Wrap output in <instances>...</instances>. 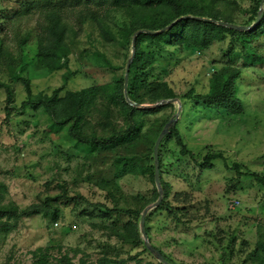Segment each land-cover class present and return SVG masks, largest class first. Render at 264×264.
Listing matches in <instances>:
<instances>
[{"label":"rangeland","instance_id":"rangeland-1","mask_svg":"<svg viewBox=\"0 0 264 264\" xmlns=\"http://www.w3.org/2000/svg\"><path fill=\"white\" fill-rule=\"evenodd\" d=\"M260 2L0 0V264H159L138 223L157 199L153 144L177 111L176 103L156 104L171 99L180 104L171 130L192 157L180 156L173 133L162 139L161 202L143 225L149 245L174 264H264V184L245 176L264 178V29L245 35L189 24L172 45L138 33L126 91L139 112L155 111L130 117L121 106L140 26L157 32L191 13L250 26ZM54 91L52 116L45 106ZM219 93L237 116L196 100ZM216 150L223 160L196 166Z\"/></svg>","mask_w":264,"mask_h":264},{"label":"trees","instance_id":"trees-1","mask_svg":"<svg viewBox=\"0 0 264 264\" xmlns=\"http://www.w3.org/2000/svg\"><path fill=\"white\" fill-rule=\"evenodd\" d=\"M144 1V4H142L143 6H145L146 8L149 7V5H151L152 3L156 2V1H162V0H143ZM175 6V5H174ZM176 8V6H175ZM256 11L253 13L254 15V20H255V16H256ZM190 15H193L196 17H199V16H203L201 14H198V13H191ZM180 15H177V17L175 18H178ZM194 18V17H193ZM211 19L209 20H212V21H219L218 18L216 16H211L210 17ZM172 21V19L169 21V22H166L164 23L163 25L159 26L160 28L159 29H162V27H165L167 26L170 22ZM211 23V22H210ZM209 22L208 23H204V22H198V21H193V20H189V19H185V20H181L180 22L174 24L170 29L166 30L164 33L158 35V36H151V35H148V34H145L143 35L144 37H146L148 40H153L155 38H159V37H163L164 38V43L168 44V45H172V44H175L179 41V39L183 38V37H186L187 35V29L189 28V24L190 26H192V24H199V25H205L206 27L207 26H211V27H215L216 29L218 30H222V31H225L227 33H232L234 34V31H231V30H228V29H224V28H221L219 26H213L211 25ZM229 24V23H228ZM139 29H142L144 31H147V32H155L156 29L154 26L150 25V26H140ZM260 29H264V11L262 12L261 14V18H260V21L258 23V25L252 30L250 31L249 33H242V34H252L254 35L256 32L260 31ZM139 37L140 36H137L135 38V43H134V55H133V58H132V62H131V65L128 69V73L127 75L129 74L130 70L131 69H137L138 65H137V59L138 57L140 56V53L138 51V43H139ZM55 47L57 49H59L57 46H59L58 44L59 43H55ZM201 44V43H200ZM51 48V46L49 47ZM45 50L42 49V53H41V56L45 57ZM230 80H228V82L225 83L224 87L222 90H226L228 89V83H229ZM55 95H56V92L54 91L53 92V95L51 97V99H49L48 102H52L53 103V106H50L49 104H47L45 107L47 110H49V112L52 114V116L55 115V110L57 109V103H58V99L55 98ZM170 95V94H168ZM227 93L225 94H221L219 93L218 96H214V97H196V100L202 105V106H205L207 108H211L213 110H221L222 113H225L226 115H238L240 110L238 111H234V112H231L226 108V104H227V97H226ZM126 96L128 98V100L131 102V103H134L135 105H139L138 102H136V100L133 99L132 97V90H131V87H128V90L126 91ZM170 98V97H168ZM64 99V98H63ZM47 101V100H46ZM46 101L44 100L43 103H46ZM62 103H64L63 100H61ZM41 103V102H40ZM83 104V96L81 94H74V100H73V110H72V113L73 114V117H78L77 116V110L78 108ZM199 104V105H200ZM121 106H123L125 108V110L128 112V115L131 117L132 115L134 114H140V113H146V112H149V111H152L154 112L155 109L153 110H146V112L144 110H142L141 112H139L138 109L136 108H132L131 106H127L124 101H121ZM227 110V112H226ZM67 115V114H66ZM69 117H71L70 115L68 116L67 115V119H69ZM79 122V119L74 122V124L77 125V123ZM170 133H173V137L175 139V142H176V145L179 147V154L180 156H189V157H192L191 155V152H189L188 150H185V147L184 145L181 143V140L179 138V136L177 135L176 131L174 130H169V133L167 135H169ZM129 134H132L131 132H127L125 134V136H128ZM166 135V136H167ZM166 136L164 138H166ZM115 137H112L110 138L109 142L108 143H113L114 142V139ZM162 141V140H161ZM103 145L106 144V142H102ZM161 143V142H160ZM160 146V144H159ZM159 148V147H158ZM215 160H223L222 156L219 154V153H207L205 154L202 159H201V162L200 163H197L196 166L201 169L202 171L203 170H209L212 168V162L215 161ZM159 161V159H158ZM152 162H153V159H152ZM159 165V163H158ZM231 170H234L236 171L237 174H239L238 172V166L237 164H233L230 168ZM245 176H249V177H252L258 184H264V178L262 180H259L257 177H256V174H246ZM158 177H159V171H158ZM152 179H153V173H152ZM160 204V203H159ZM3 214L1 213L0 214V217L2 216ZM145 219V218H144ZM1 225V224H0ZM144 232H145V229H144ZM146 235V233H145ZM147 237V236H146ZM259 246H264V244H260ZM157 251V250H156ZM160 253V252H159ZM160 255L162 256V258L164 259V261H166L167 263L169 264H174L172 261H170L169 259H167V257H165L162 253H160ZM109 263L107 260H101L98 262V264H107ZM59 264H71L69 263L65 258H62L59 262Z\"/></svg>","mask_w":264,"mask_h":264},{"label":"water","instance_id":"water-1","mask_svg":"<svg viewBox=\"0 0 264 264\" xmlns=\"http://www.w3.org/2000/svg\"><path fill=\"white\" fill-rule=\"evenodd\" d=\"M263 1L264 0H261L260 4H262ZM261 14H262V11L260 9H258V11L256 13V16H255V20L253 21V23L250 26H244V27L243 26H235V25H232V24H227L225 22H220V21H212V20H209V19L206 20V19L193 18V17H185V18L186 19H191V20L208 21V22L214 23L217 26L224 27V28H226L228 30H231V31H234V32H250L258 25V23L260 21V18H261ZM183 19L184 18H178L175 21H173L172 23H170L168 26L164 27L163 29H161V30H159L157 32L140 31V32H137V33H135L133 35L132 40H131V46H130V57H129V60L126 62V65H125V72H124V77H123V87H122L123 98H124L125 103L128 106L138 107L137 105L131 103L128 100L127 96H126L127 73H128V69H129V66L131 64L132 57H133V54H134V38H135V36L138 33H144V34H148V35L160 34V33L164 32V31L170 29L174 24L180 22ZM171 103H176L177 111H176L174 117L171 120L167 121L165 123V125L162 127L160 133L158 134V136L155 139V142H154L153 148H152L153 183H154V186H155V189H156V192H157V199H156L155 203H153L150 207H147V208H145L142 211V213L140 215V218H139V223H138L139 224V234H140V237H141V240H142L143 247L145 248V250L149 254H151V256L159 264H169V263L164 261V259L160 255V253L149 245L147 237H146L145 232H144V226L143 225H144V218H145L146 212L148 210H150V209H153V208L157 207L159 205V203L161 202V189H160V186H159V177H158V147H159V144H160L161 140L169 133V130L176 123V121L178 119V115L180 113V104H179V102L176 99H171V100H168V101H161L160 103L156 104V106H160V105H163V104H171Z\"/></svg>","mask_w":264,"mask_h":264},{"label":"crops","instance_id":"crops-1","mask_svg":"<svg viewBox=\"0 0 264 264\" xmlns=\"http://www.w3.org/2000/svg\"><path fill=\"white\" fill-rule=\"evenodd\" d=\"M193 106L197 107V106H199V105H195V104H194ZM200 106H201V105H200ZM223 114H224L225 116H230V115H226L225 113H223ZM234 116H237V115H234ZM178 117H179V115H178ZM212 152H213V150H212ZM214 153H219L222 157H224V156H223V153L221 154L220 151H217V150H216V151H214ZM215 161H216V160H215ZM213 162H214V161H213Z\"/></svg>","mask_w":264,"mask_h":264},{"label":"built area","instance_id":"built-area-1","mask_svg":"<svg viewBox=\"0 0 264 264\" xmlns=\"http://www.w3.org/2000/svg\"><path fill=\"white\" fill-rule=\"evenodd\" d=\"M54 226H55V224H54Z\"/></svg>","mask_w":264,"mask_h":264}]
</instances>
